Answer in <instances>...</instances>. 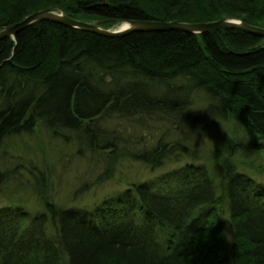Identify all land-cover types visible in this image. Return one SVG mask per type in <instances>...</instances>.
Here are the masks:
<instances>
[{"label": "trees", "instance_id": "1", "mask_svg": "<svg viewBox=\"0 0 264 264\" xmlns=\"http://www.w3.org/2000/svg\"><path fill=\"white\" fill-rule=\"evenodd\" d=\"M57 8L109 28L125 20L221 18L264 27V0H0V28ZM196 90L214 100L194 111ZM113 115L129 123L162 117L193 129L230 119L244 135L234 146L261 150L264 37L230 28L105 37L37 20L0 39V145L41 124L106 166L127 157L158 167L176 151L162 138L132 143L123 129L102 125ZM215 171L186 163L91 207L58 206L45 188L38 191L43 211L0 207V264H264V183L237 171L230 157ZM3 179L0 171V186Z\"/></svg>", "mask_w": 264, "mask_h": 264}, {"label": "rangeland", "instance_id": "2", "mask_svg": "<svg viewBox=\"0 0 264 264\" xmlns=\"http://www.w3.org/2000/svg\"><path fill=\"white\" fill-rule=\"evenodd\" d=\"M119 27L120 24H114L110 28ZM192 100L190 109L196 111L214 99L196 90ZM207 122L205 128L199 129L162 117L152 120L144 117L129 123L113 115L101 122L111 129H123L126 137L127 133L131 134L128 137L131 142L142 136L148 146L154 145L158 138L172 145L176 151L173 150L162 165L153 168L127 157L106 166L102 156L90 149L79 153L78 145L66 138L48 135L41 124L30 134L9 135L0 145V171L4 174L0 207L21 205L32 214L43 211L44 203L38 191L44 188L48 199L58 206L91 207L107 194L186 163L205 165L216 173L218 163L225 157H230L237 171L264 183V147L253 151L234 146L244 141V135L241 126L233 120L212 118ZM181 145L186 146L187 153L179 149ZM107 168L108 173L104 175ZM223 220L229 232L231 226L226 213Z\"/></svg>", "mask_w": 264, "mask_h": 264}, {"label": "water", "instance_id": "3", "mask_svg": "<svg viewBox=\"0 0 264 264\" xmlns=\"http://www.w3.org/2000/svg\"><path fill=\"white\" fill-rule=\"evenodd\" d=\"M37 20H47L68 27L78 28L105 37H120L131 32L176 30L191 34L203 33L215 28L236 29L248 34L264 37V27L244 22L239 18H221L209 22H183L160 20H125L120 27L112 29L102 26L104 20L87 21L69 17L61 8L43 9L27 15L24 19L0 28V39L15 35L28 24Z\"/></svg>", "mask_w": 264, "mask_h": 264}]
</instances>
